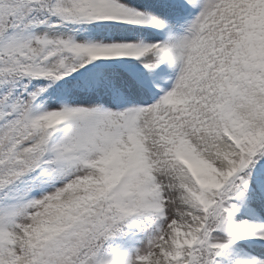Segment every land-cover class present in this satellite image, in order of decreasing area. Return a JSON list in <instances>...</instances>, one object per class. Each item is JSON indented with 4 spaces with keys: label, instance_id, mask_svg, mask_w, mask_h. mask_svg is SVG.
<instances>
[{
    "label": "snow or ice",
    "instance_id": "snow-or-ice-1",
    "mask_svg": "<svg viewBox=\"0 0 264 264\" xmlns=\"http://www.w3.org/2000/svg\"><path fill=\"white\" fill-rule=\"evenodd\" d=\"M0 264H264V0H0Z\"/></svg>",
    "mask_w": 264,
    "mask_h": 264
}]
</instances>
